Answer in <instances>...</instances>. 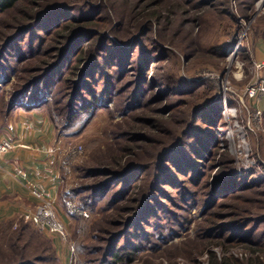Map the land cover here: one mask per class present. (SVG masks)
Here are the masks:
<instances>
[{"label": "rangeland", "instance_id": "374dc122", "mask_svg": "<svg viewBox=\"0 0 264 264\" xmlns=\"http://www.w3.org/2000/svg\"><path fill=\"white\" fill-rule=\"evenodd\" d=\"M142 1L147 0H60L56 4L57 7H70L74 12L98 9L106 22L109 21V32L118 42L143 35L136 39L128 52H122L119 59L115 57L118 52L112 48L114 55L104 61L99 57L96 77H100L102 82L95 87L100 91L109 83L111 94L102 97L91 108L84 102L81 105L78 100L73 108V119L70 122L63 119L59 125L62 127L60 133L69 141L68 151L63 157L65 180L62 196L78 210L85 211L87 216L72 212L64 203L63 209L70 220L66 225L67 242L61 241L67 253L66 260L62 262L56 250L57 259L42 264H100V255H104L105 250L110 255L116 245L118 250L125 252L131 243L138 246L131 264H208L210 251L218 258L233 256L240 261L251 254L258 257L257 264H264V252L253 253L232 244L224 250L219 245L210 244L203 232L206 219L215 213L217 223L225 225L222 230L230 236L235 238L240 232L232 223L243 222L250 237L254 234L252 239L258 236L261 238L259 241L264 239V0H148L170 6V9L175 7L171 17L159 24L136 17L133 7L140 6ZM20 7L2 17L0 29L6 36L14 33L18 26L15 24L21 17ZM43 25L48 27L46 23ZM48 38L38 26H34L11 44L4 54L6 67L0 75V98L9 99L16 83L45 71L43 67L35 69L36 66L44 61L51 63L59 57L63 46L58 47ZM84 45L89 43L80 40L77 45H72V51L76 52ZM93 54L88 59L92 60ZM107 58L112 61L106 71L104 63H109ZM122 58L127 60L126 65L115 71ZM70 63H74L71 55L68 61L63 60L62 66L59 65L41 83H37V87L34 86L36 90L22 99L23 105L40 104L42 101L51 104L57 99L56 107H63L67 92H70L63 81L66 74L61 72ZM141 73L148 82L143 80L145 83L140 84L142 89L139 87L135 92ZM59 78L62 79L56 82ZM107 78L112 82L106 81ZM30 95L34 97L33 101L29 100ZM90 97L87 93L85 99ZM209 102L216 103L214 107L217 110L213 111V106L206 105ZM199 107L197 114L201 117L208 119L221 112L224 122V126H214L218 130L212 135L215 142L211 143L213 152L209 164L206 163L208 168L205 165L204 168L195 167L205 169L208 174L206 186L200 185L199 190L198 185L194 186L204 179L200 174L185 170V175H178L176 170L169 169L165 172L176 183L173 187L162 188V196H169L168 199L160 201L156 194L144 211L142 207L147 204V197L145 200L143 197L151 186L147 181L145 187L134 192L130 187L123 188L128 198L120 201L111 199L123 195L116 184L107 197L102 193L92 196L91 185L103 177L85 174L83 169L95 167L96 161L120 157L122 165L133 167L134 181L144 178L136 169L139 165L148 167L154 174L160 169L159 162L164 161L163 165L167 167L168 160H163L165 153L167 159H175L176 162L192 157L191 148L199 147L197 141L217 122L212 118L205 123L202 118L196 120L194 110ZM219 134L222 136L218 137ZM207 143L209 147V140ZM181 144L183 147L180 149ZM78 147L81 149L76 151ZM190 159L196 161V158ZM230 173L240 176L237 182L240 186L234 187L228 182ZM186 175L189 178L187 186L185 182L180 183ZM247 180L249 184H242ZM214 189L216 195L213 196ZM235 189L237 193L234 195L238 194L239 198L225 199L220 207L214 205L216 199L226 198ZM74 190L80 191L76 193ZM187 191L194 192L188 199L184 196ZM202 198L206 202L211 201L210 207L202 205ZM85 200L89 207L83 205ZM243 211L245 221H241L245 214L238 216ZM161 216L164 217L162 226L159 224ZM129 219H133L132 228L124 227ZM113 221L116 237L99 232L100 227H108V223ZM17 224L12 229H16ZM29 225L36 235L53 243L50 233L39 230L32 223ZM83 228L86 238L82 237ZM161 232L164 233L162 236ZM106 240H109L107 245L104 244ZM82 243L89 248L86 254L80 251ZM93 248L103 251L98 253ZM102 259L105 260L106 256Z\"/></svg>", "mask_w": 264, "mask_h": 264}, {"label": "trees", "instance_id": "16d2710c", "mask_svg": "<svg viewBox=\"0 0 264 264\" xmlns=\"http://www.w3.org/2000/svg\"><path fill=\"white\" fill-rule=\"evenodd\" d=\"M60 0H0V23L2 24V17L4 14H8L11 10L17 8L18 6H21L18 8V12L21 15V17H18V21L15 24L17 26V30H15L14 33H11L9 36H6L4 33H2V29H0V75L2 74V71H5V65L3 61L4 54L7 52L8 48L11 46V44L18 38L22 37L23 34L28 33L32 27L38 26L39 31H41L45 36L49 37L50 41L54 42L56 45L58 44V47L61 45L63 46L59 57L52 61L51 63H47L46 61L42 62L39 66H36L37 68H42L45 70L44 72L40 73L39 75H36L35 77L22 79L24 81H21L20 83H16L13 89L11 90L10 98L5 99L4 106H7L9 104L12 105V108L15 106L23 104L22 99L27 98V95L30 91H35L37 87V83H41L45 78L46 75H48L50 72H52L54 69H56L59 65L62 66L63 60H67L69 56L71 55L73 62L70 63V65L65 69V71H62L61 74H66L65 77V83L68 85L67 89L70 93L67 92V101L65 102V105L63 107H56V104L58 100H54L51 104H47L48 101H42L40 104H33L27 107H39L47 105L46 111L47 114L54 124L55 128L61 132L62 127L59 125L62 123V120L70 122L75 113L73 112L74 106H76L77 101L80 100V104L86 103L87 105L93 107V105H96L100 100H102V97H106L107 95H110L111 89H109V83L112 82L111 79H114V76L109 74L110 78H107L106 81H108L106 84L105 81H103L102 89L98 91V89L95 86H98L101 84L102 79L100 77H96L98 74V67H99V57L102 58L104 61L106 57L114 55V52L111 51L116 50L118 53L115 56L119 59V56H121L122 52H128V49L133 47L135 45L136 39L141 36H131L132 38L130 41L124 40L118 42L117 39L114 38V36L111 35L109 32V21L106 22V19L104 16H101V12L98 11V9L89 10L86 12H74V9H71L70 7H57V3H59ZM62 1V0H61ZM155 1V0H154ZM158 2H152V1H142L139 3L140 6H132L133 12L136 14V17H139V20L149 21L150 23L159 24L161 20H166L167 18L171 17V14L173 13V8L170 9V6H161L157 4ZM131 7V8H132ZM97 10V11H95ZM69 16L67 17L68 14ZM74 14V15H73ZM75 16V17H73ZM15 18V17H14ZM4 22V21H3ZM44 23L48 25V27H44ZM43 26V27H42ZM3 27V26H2ZM4 27H7V25H4ZM10 27V25H8ZM135 30H138L135 28ZM134 30L132 31V33ZM110 33V35H109ZM131 33V34H132ZM143 35V34H142ZM40 38V37H39ZM80 40H85L87 44L80 47L76 52L72 51V47L74 45H77ZM93 47L91 46V44ZM108 43L110 45H108ZM73 45V46H72ZM89 46V47H88ZM111 46V47H109ZM32 47V45H30ZM112 48V49H111ZM71 50V51H70ZM94 53L91 58L88 59L90 54ZM67 55V56H66ZM63 56L62 60L60 58ZM88 59V60H87ZM122 62H119L118 66H116L115 71L118 69L124 68V65H126V61L124 58H122ZM86 60V61H85ZM107 62L104 63V70L109 69V65L111 64V58H107ZM80 64H82L80 66ZM115 64H112L114 66ZM46 66V67H45ZM145 66V65H144ZM4 67V68H3ZM105 71V72H106ZM66 72V73H65ZM45 73V74H43ZM43 74V75H41ZM118 76V75H117ZM96 77V78H95ZM62 78H59L56 82H59ZM139 82L137 83V87L135 89V92H137V89L140 87L142 89V83L143 80H146V77L143 73L139 76ZM90 80V81H89ZM147 81V80H146ZM148 82V81H147ZM172 82H174L172 80ZM176 83V82H174ZM36 86V87H34ZM34 88V89H33ZM89 94L90 99H85L86 94ZM101 93V94H99ZM170 93H167V95ZM31 96V95H30ZM29 96V100L33 101L34 97ZM101 98V99H100ZM5 99V100H4ZM108 99H112L108 97ZM216 103L209 102L206 105L213 106L211 109L217 110L214 106ZM50 105V106H49ZM81 105L79 108H81ZM219 106V105H218ZM82 108H84L82 106ZM199 108H196L194 110V118L196 120H199L202 118L205 123L208 119H217V122L215 125H212L207 131H205V134H203V137L197 141L196 144H198L199 147L195 146L191 148V156L193 158H196V161H191L189 157L183 160H178L176 162L175 159H167L165 153L163 156V160L166 158L168 160L167 167L163 164H165L164 161L161 163L159 162V168L158 171L154 174L153 171L149 170L148 167L144 166H137L136 169H138L141 174H143L144 178H140L137 180H134L135 174L133 167H128L122 165V160L120 157H112L108 161L105 160H99L96 161L97 164L95 167H92L90 169L86 168L83 169L85 174L92 175L94 173L96 176H102L103 179L96 181L91 185L92 190V196L98 195L99 193H102L104 197H107L109 194V191L111 190L113 184H116L118 186V189L120 192L123 193V195H120L118 197H111V199L115 201H120L123 198H128L127 193H124V189H127L130 187L132 189L131 192L136 191L137 188H143L147 184L151 183L150 188L145 190V197L144 200L147 197V201L145 200V206L142 207V210H146L150 205L148 204L150 200L154 199L156 194L159 196L160 201L167 200L169 196L163 197L162 188H166V186H172L174 185L173 180L168 176V174L165 171H169V169H174L179 174L185 175L184 171L188 170V172L191 170L195 172V174H200V176H204V179H200V184L197 183L194 186H197V190H199V186H206L208 184L207 178L208 174H206L205 169L200 170V168L195 167H204L208 168V165L211 158V150L212 146L211 143L214 141V136H212L215 133V130L217 127L224 126V122L222 121V114L221 112H217L216 116H210L208 119L201 117V115H198L200 111ZM124 112V111H123ZM214 126H217L214 129ZM222 136L221 134L218 135V137ZM209 140V147L207 146V141ZM186 145V144H185ZM180 149L183 147V144L179 145ZM169 156V155H168ZM209 157V158H208ZM181 158V156L179 157ZM178 158V159H179ZM193 160V159H192ZM202 160V161H199ZM187 164L196 165V166H189L187 167ZM203 167V168H204ZM205 175H204V173ZM194 175V174H193ZM198 176V178H200ZM210 177V176H209ZM147 178L145 181L144 179ZM228 182L233 183L234 187L240 186L241 184H238V180L240 179V176H235V174L230 173L228 174ZM197 179V178H196ZM198 180V179H197ZM133 181V183H131ZM186 181L189 182V178L186 175L185 178L182 179V182L180 183H186ZM197 181V182H199ZM244 181V180H243ZM186 183V186L188 184ZM250 182L247 180L245 183L242 184L246 185ZM124 188V189H123ZM129 189V188H128ZM237 189H235L234 192L227 195L226 198L222 199H216L214 205H218L219 207L222 206V202L225 199H234L236 200L239 198V195L236 194ZM80 190H74V192L78 193ZM127 191V190H126ZM243 191V190H241ZM176 194H179V191H175ZM190 192V193H189ZM200 192V191H196ZM193 191H187V193L184 195L186 199L190 196V194H193ZM125 194V195H124ZM213 196L216 195V189L212 191L211 193ZM238 196V197H237ZM237 197V198H236ZM90 197L86 198L88 200ZM162 198V199H161ZM182 198V197H181ZM85 200V203L83 204L85 207H89L90 205H87ZM211 200V199H209ZM211 201L206 202L202 198V205L207 207H210ZM214 216H209L208 219H206V225L203 228V232L205 231L206 235L208 236V240H210V244L219 245L224 250L228 248V244L236 245V246H243L247 248L248 250H251L253 253L257 252H264V239L263 241H259L261 238L258 236L256 239L253 235L250 233L247 227L245 225H242L243 222H233L232 226L239 230L238 236H230L227 231L222 230L224 229L225 225H220L217 223L216 220V214L213 213ZM238 214V212H236ZM245 212L240 213L238 216H244ZM139 215V214H138ZM83 217V216H81ZM84 218V217H83ZM244 218H246V214L244 217H242L241 221H245ZM264 218V217H262ZM85 219V218H84ZM134 219V218H133ZM133 219H129L124 227L130 228L133 224ZM159 224L161 225V221H164V217H159ZM264 221V219H262ZM113 222L108 223V227H98L99 232L102 234H109V236L116 237L117 234H115V231H113L112 226L115 224ZM260 222V221H259ZM16 223L17 228L12 229L13 225L15 224V221H6V222H0V264H42L45 262L50 261L51 259H57L56 257V248L52 241H48L45 238L39 236L38 234L30 229V223L29 221H24L22 218L18 220ZM247 223H251L250 221H247ZM254 223V221H252ZM256 223V222H255ZM227 226V225H226ZM247 226V225H246ZM133 227V226H132ZM131 227V228H132ZM111 228V229H110ZM113 228L117 229L116 226ZM253 232L254 229H253ZM82 237L86 238L84 228L81 230ZM121 233H118L120 235ZM124 234V233H122ZM150 234V233H149ZM164 234V233H163ZM161 232V236L163 235ZM37 237V238H36ZM104 240V239H100ZM35 241V242H34ZM109 240L105 241L104 244L107 245ZM131 247H129V250L126 249L125 252L122 251V249H117L116 245L114 246V251L108 255V251L105 250L103 253L104 255H100V264H131L133 262L134 258V251L138 249V246L133 245L131 243ZM135 244V243H134ZM227 244V245H226ZM119 247V246H118ZM95 252H102L100 249L93 248ZM87 250L89 248L84 245L83 243L80 245V251H83L84 254H86ZM209 252V251H208ZM103 256H106V259H102ZM109 258V259H108ZM98 260V261H99ZM85 262V260H83ZM87 262V261H86ZM259 263L258 257H253L251 254L249 257H246L244 261H240L238 258L233 256H225L222 255L221 258H218L216 254L213 251H210L208 253V264H257ZM60 263V262H59ZM88 263V262H87Z\"/></svg>", "mask_w": 264, "mask_h": 264}, {"label": "crops", "instance_id": "0c3cea01", "mask_svg": "<svg viewBox=\"0 0 264 264\" xmlns=\"http://www.w3.org/2000/svg\"><path fill=\"white\" fill-rule=\"evenodd\" d=\"M3 103L1 97L0 140L9 139L15 147L0 156V222L16 223L22 213L34 210L44 200L52 204L66 227L70 220L63 209L62 186L68 137L55 128L44 106L31 108L21 104L12 108ZM51 238L65 262L67 253L60 238Z\"/></svg>", "mask_w": 264, "mask_h": 264}, {"label": "built area", "instance_id": "2783aa9c", "mask_svg": "<svg viewBox=\"0 0 264 264\" xmlns=\"http://www.w3.org/2000/svg\"><path fill=\"white\" fill-rule=\"evenodd\" d=\"M253 94V91H251ZM15 147V143L9 139L0 140V156L4 153L10 151ZM81 147H78L77 150H80ZM34 195L38 198H41V195L37 192H33ZM64 203L72 212L76 214H82L87 216V213L83 210H78L75 205L70 203L68 200H64ZM24 221H29L34 224L39 230L50 233L51 235H56L60 238L61 241L67 242V231L65 225L59 219L55 209L52 204L48 201L41 200L34 210L26 211L21 215ZM72 248V246H70ZM73 249H70V251Z\"/></svg>", "mask_w": 264, "mask_h": 264}, {"label": "bare ground", "instance_id": "6f19581e", "mask_svg": "<svg viewBox=\"0 0 264 264\" xmlns=\"http://www.w3.org/2000/svg\"><path fill=\"white\" fill-rule=\"evenodd\" d=\"M232 55H230V57H231Z\"/></svg>", "mask_w": 264, "mask_h": 264}]
</instances>
